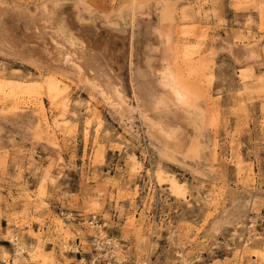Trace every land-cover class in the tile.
Returning a JSON list of instances; mask_svg holds the SVG:
<instances>
[{
  "label": "rangeland",
  "instance_id": "1",
  "mask_svg": "<svg viewBox=\"0 0 264 264\" xmlns=\"http://www.w3.org/2000/svg\"><path fill=\"white\" fill-rule=\"evenodd\" d=\"M139 1L0 0V27L19 36L25 15L53 2L63 29L93 53L104 55L123 94L131 98L146 26L158 19V12L150 7L149 17L130 23L133 11H139ZM164 2L168 10L173 8L172 15L184 13L190 21L187 33H174L178 68L194 84L200 75L215 127L218 163L212 165L205 148L192 162L163 159L155 146H146L138 135L135 120L129 129L125 116L92 98L91 91L67 70L0 50V81L30 83L39 74H50L64 80L69 99L67 127L55 129L62 161L52 164L49 177L43 178L42 170L49 162V136L28 128L20 114L10 112L12 98H1L0 91V103L6 104L2 108L7 112L0 118V264H11L3 254L15 251L4 234L7 218L18 239L38 242V251L46 259V263H35L23 252L20 264H82L79 259H91L90 240L99 230L117 238L130 258L146 264H264L260 254L264 252V53L239 59L229 51L240 49L250 35L264 34V0ZM183 45L199 64L197 74L186 68ZM211 49L213 56L208 55ZM36 90L48 117L56 115L59 107H50L46 87ZM88 107L97 108L100 124L90 118ZM173 118L177 119L168 117ZM179 121L192 130L185 120ZM207 128L200 131L202 148ZM131 157L139 165L135 171L130 169ZM159 172L174 176L183 196L174 194L167 180L159 182ZM212 190L217 203L207 207L199 194ZM61 210L84 219L95 215L101 226L68 222ZM57 220L79 234L71 233L66 242L80 244V254L73 247L61 246Z\"/></svg>",
  "mask_w": 264,
  "mask_h": 264
},
{
  "label": "bare ground",
  "instance_id": "2",
  "mask_svg": "<svg viewBox=\"0 0 264 264\" xmlns=\"http://www.w3.org/2000/svg\"><path fill=\"white\" fill-rule=\"evenodd\" d=\"M163 1L147 0L145 3L141 0L138 2L139 11L137 13L133 11L131 15L130 23H136L140 22V19H145L144 16H150V7L158 12L156 22L146 26L142 62L137 63L133 71L132 99L123 94L120 80L112 71L104 55L98 52L93 53L82 41L72 37L71 33L63 29L62 20L53 2H45L34 13L25 15L23 32L19 36H14L5 27H0V50L11 57L39 60L67 70L77 83L91 91L92 98L110 107L120 117L125 116L129 129L132 128V121L135 120L138 135L144 139L146 146H155L163 159L170 162H192L205 148L213 165L218 163L219 154L218 143L213 135L215 127L211 120L210 108L207 106L208 96L200 87V75H196L197 82L194 84L193 80L190 81L178 68L179 49L175 44L174 33H180V31L183 34L187 33L185 26H188L190 21L184 13L179 17L172 15L173 8L168 10L169 5ZM2 14L3 8L0 7V18ZM241 43L240 49H229L236 58H253L257 57L259 52L264 53V34L258 37L250 35ZM183 49L185 50L182 57L186 60V68L194 70L193 72L197 74L195 71L199 70V64L191 60V53L184 45ZM214 53L215 51L211 49L208 55L213 56ZM203 68L201 66V69ZM203 74L204 72L201 73ZM206 78L210 79V76ZM37 86L46 87L51 108L52 106L56 108L58 105L59 112L56 115L48 117L44 104L37 96ZM67 87L63 79L50 74L46 76L39 74L30 83L17 80L0 81L1 98H12L13 105L10 112L20 114L28 128L44 131L49 136V162L48 166L42 170L43 178L49 177L52 164H59L62 161L55 129L62 131L67 127L65 118L69 102ZM2 105L6 106V104L0 103V118L5 117L7 113ZM88 111L90 118L100 124L101 118L97 108L88 107ZM169 116H176L178 120L175 118L170 120ZM181 119L192 126L191 131L184 127L179 121ZM204 128H207L209 133L206 147L202 148L200 131ZM131 163L130 169L137 170L139 165L134 157H131ZM236 167L238 172L242 170L240 162L236 163ZM157 179L159 182L167 180L170 190L174 194L183 196L174 176L164 177L162 172L161 174L159 172ZM215 196L216 193L213 190L201 191L199 199L203 205L212 207L217 203ZM11 221L7 218L4 234L14 245L15 251L7 256L5 249L2 248L3 253L5 252L3 259L10 261L11 264H20V261L25 258L22 256L23 252H27L31 261L46 263L45 257L38 251V242L30 244L20 241L12 228ZM56 223V234L61 240V246L68 248L70 244L66 242L68 240L66 238L71 233L75 237L79 234L61 220H57ZM130 226L133 225L130 223ZM98 233L104 232L99 230L96 235ZM28 234L31 235V232L29 231ZM31 236L39 238L37 235ZM260 254L263 256L264 252ZM79 260L82 264H88L83 259ZM130 262L141 264L143 260L131 259Z\"/></svg>",
  "mask_w": 264,
  "mask_h": 264
},
{
  "label": "built area",
  "instance_id": "3",
  "mask_svg": "<svg viewBox=\"0 0 264 264\" xmlns=\"http://www.w3.org/2000/svg\"><path fill=\"white\" fill-rule=\"evenodd\" d=\"M63 219L66 221H76L77 224H87L89 227L101 226L99 219L95 215H91L87 219L84 217H76L72 211H60ZM103 225V224H102ZM80 244L74 243L70 247L75 248V253H81ZM90 245L93 251L91 259L87 261L88 264H131V259L127 253L126 248L117 238L105 234H95L90 240ZM133 264H139L134 262ZM145 264V261L143 263Z\"/></svg>",
  "mask_w": 264,
  "mask_h": 264
}]
</instances>
